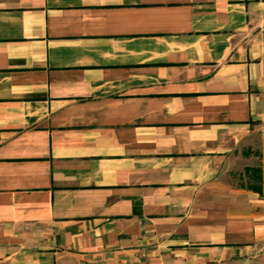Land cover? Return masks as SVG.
Listing matches in <instances>:
<instances>
[{
  "label": "crops",
  "instance_id": "crops-1",
  "mask_svg": "<svg viewBox=\"0 0 264 264\" xmlns=\"http://www.w3.org/2000/svg\"><path fill=\"white\" fill-rule=\"evenodd\" d=\"M263 132L264 0H0V264H264Z\"/></svg>",
  "mask_w": 264,
  "mask_h": 264
},
{
  "label": "trees",
  "instance_id": "trees-1",
  "mask_svg": "<svg viewBox=\"0 0 264 264\" xmlns=\"http://www.w3.org/2000/svg\"><path fill=\"white\" fill-rule=\"evenodd\" d=\"M246 176L248 178V182L246 184L242 183L241 187L247 190H251L254 192H258L259 194H263L262 191V170L260 168L254 169H245Z\"/></svg>",
  "mask_w": 264,
  "mask_h": 264
},
{
  "label": "rangeland",
  "instance_id": "rangeland-1",
  "mask_svg": "<svg viewBox=\"0 0 264 264\" xmlns=\"http://www.w3.org/2000/svg\"><path fill=\"white\" fill-rule=\"evenodd\" d=\"M261 134H263L261 137H260V139L258 140V144L260 145V146H264V132L263 133H261ZM254 162H257V160H255ZM247 169V168H246Z\"/></svg>",
  "mask_w": 264,
  "mask_h": 264
}]
</instances>
